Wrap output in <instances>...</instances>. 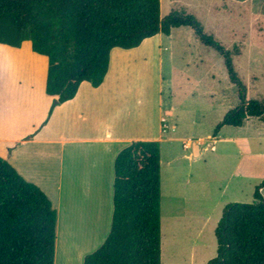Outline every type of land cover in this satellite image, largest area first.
<instances>
[{
    "label": "trees",
    "instance_id": "trees-1",
    "mask_svg": "<svg viewBox=\"0 0 264 264\" xmlns=\"http://www.w3.org/2000/svg\"><path fill=\"white\" fill-rule=\"evenodd\" d=\"M190 27L223 59L239 104L215 128L264 121V103L247 99L230 53L193 16L171 11L160 18V0H0V44L48 59L45 92L56 104L72 99L81 82L101 85L112 48L131 49L156 34ZM9 57L7 56V59ZM9 60V59H8ZM224 206L215 227L216 256L206 264H264V198ZM160 145L135 141L114 160L112 216L103 243L83 264H161ZM57 212L46 194L0 157V264H54Z\"/></svg>",
    "mask_w": 264,
    "mask_h": 264
},
{
    "label": "crops",
    "instance_id": "crops-1",
    "mask_svg": "<svg viewBox=\"0 0 264 264\" xmlns=\"http://www.w3.org/2000/svg\"><path fill=\"white\" fill-rule=\"evenodd\" d=\"M163 37L168 36L156 34L131 49L112 48L101 85L94 88L83 81L72 99L56 105V98L45 92L47 57L33 52L28 40L19 47L0 44V157L23 179L39 187L57 212L54 264H83L84 257L108 235L114 160L124 147L135 141L158 142L160 182L166 150L176 191L180 160L194 164L204 152L191 141L183 144L188 155L175 152L180 138L169 121L173 123L177 107L170 95L168 109H164L162 99ZM191 178L192 173H188L186 184ZM86 206L91 228L87 249H72L61 228L73 227L75 207L79 214ZM214 207L210 194L175 195L171 214L179 257L188 254L191 240L192 256L197 249L198 264L212 259L205 248L206 242L215 239L220 219L218 215L213 218ZM185 227H194L193 234L187 236ZM176 229H180L179 240Z\"/></svg>",
    "mask_w": 264,
    "mask_h": 264
},
{
    "label": "rangeland",
    "instance_id": "rangeland-1",
    "mask_svg": "<svg viewBox=\"0 0 264 264\" xmlns=\"http://www.w3.org/2000/svg\"><path fill=\"white\" fill-rule=\"evenodd\" d=\"M171 11L193 16L205 34L229 51L233 70L245 87L246 98L264 103V0H160V18ZM161 51L165 80L162 99L166 105L163 108L168 109L170 95L177 107L173 123L169 121L176 137L180 138L175 152L180 156L188 155L183 149L188 141L197 143L204 151L194 164L187 165L180 160L178 191L172 184L168 151H163L161 264H198L197 249L192 256L191 240L188 254L178 255L171 214L173 199L177 193L196 194V197L210 194L215 205L213 218L216 215L220 218L224 206L229 203H252L255 187L264 178V121L247 118L241 127L221 126L213 137L224 115L239 104L238 87L230 82L222 57L203 45L188 26L163 37ZM188 173H192V178L191 183L186 184ZM196 173H199L197 177ZM260 192L264 196V187ZM75 208L72 214L77 219L71 223L74 226L62 227L61 231L63 237L71 241L72 249L83 250L87 249L91 230L87 206L82 207L79 214ZM185 228L187 236L193 234L194 227ZM175 233L179 240L180 229ZM212 239L206 242L205 248L210 258L216 256L217 248L216 240Z\"/></svg>",
    "mask_w": 264,
    "mask_h": 264
}]
</instances>
